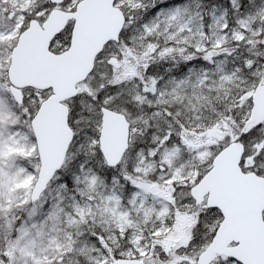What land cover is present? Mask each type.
Returning a JSON list of instances; mask_svg holds the SVG:
<instances>
[{
	"label": "snow or ice",
	"instance_id": "snow-or-ice-1",
	"mask_svg": "<svg viewBox=\"0 0 264 264\" xmlns=\"http://www.w3.org/2000/svg\"><path fill=\"white\" fill-rule=\"evenodd\" d=\"M0 264H264V0H0Z\"/></svg>",
	"mask_w": 264,
	"mask_h": 264
}]
</instances>
